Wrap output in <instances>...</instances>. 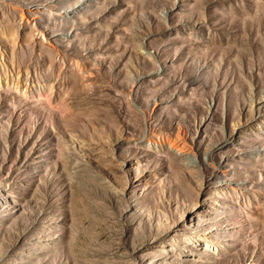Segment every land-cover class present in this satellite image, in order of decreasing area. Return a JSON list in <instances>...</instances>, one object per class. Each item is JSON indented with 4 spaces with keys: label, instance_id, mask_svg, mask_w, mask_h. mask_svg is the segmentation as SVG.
<instances>
[{
    "label": "rangeland",
    "instance_id": "rangeland-1",
    "mask_svg": "<svg viewBox=\"0 0 264 264\" xmlns=\"http://www.w3.org/2000/svg\"><path fill=\"white\" fill-rule=\"evenodd\" d=\"M0 264H264V0H0Z\"/></svg>",
    "mask_w": 264,
    "mask_h": 264
}]
</instances>
